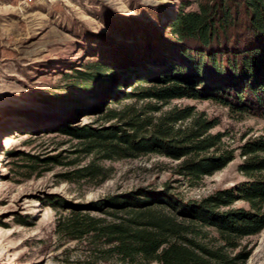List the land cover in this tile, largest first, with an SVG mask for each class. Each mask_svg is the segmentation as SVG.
Segmentation results:
<instances>
[{"label": "trees", "instance_id": "1", "mask_svg": "<svg viewBox=\"0 0 264 264\" xmlns=\"http://www.w3.org/2000/svg\"><path fill=\"white\" fill-rule=\"evenodd\" d=\"M184 5L166 29L146 17L116 15L109 27L123 41L96 35L92 58L66 74L79 96L48 104L67 114L99 108L100 121L62 128L93 155L66 179L99 184L111 168L97 160L157 154L176 161V181L195 188L236 151L246 179L201 198L164 182L158 190L140 186L64 206L56 232L85 242L101 264H245L249 238L264 229V134L244 136L233 147L223 140L228 132L211 131L217 117L194 104H171L206 98L240 117L264 116V0H200L195 10ZM139 9L158 17L153 6ZM108 98L115 106L98 107Z\"/></svg>", "mask_w": 264, "mask_h": 264}, {"label": "rangeland", "instance_id": "2", "mask_svg": "<svg viewBox=\"0 0 264 264\" xmlns=\"http://www.w3.org/2000/svg\"><path fill=\"white\" fill-rule=\"evenodd\" d=\"M199 1L0 0V264H101L85 242L67 240L56 232V220L68 212L64 206L70 203L82 205L140 186L158 190L164 182L185 197L201 198L246 179L238 168L243 159L238 151L231 162L195 188L176 181L178 176L171 169L176 161L157 154L97 160L111 168L109 178L99 184L66 179L93 155L81 151L80 139L63 133L62 128L100 124L99 108L67 114L48 104L61 96H79L66 74L92 58L89 49L100 40L96 35L123 41L109 27L116 15L148 18L166 29L181 5L195 10ZM139 6H153L158 17L147 9L141 12ZM108 101L98 107L105 102L115 106ZM171 104H194L217 117L220 123L211 131L228 132L223 140L233 147L244 136L264 134L260 114L240 117L206 98L175 99ZM66 116L70 118L63 120ZM30 160L36 162L34 167L27 165ZM249 243L253 248L245 264H264V229Z\"/></svg>", "mask_w": 264, "mask_h": 264}]
</instances>
